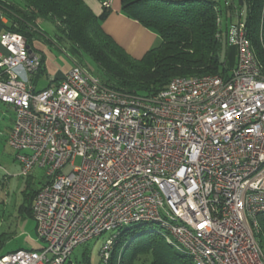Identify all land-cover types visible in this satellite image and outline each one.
<instances>
[{
	"label": "built area",
	"instance_id": "obj_1",
	"mask_svg": "<svg viewBox=\"0 0 264 264\" xmlns=\"http://www.w3.org/2000/svg\"><path fill=\"white\" fill-rule=\"evenodd\" d=\"M6 24L0 15L9 144L20 176L37 168L49 179L32 204L42 246L0 264H66L79 246L137 224L160 225L194 264H264V68L242 21L228 29L229 77H177L149 96L112 89L79 65L38 90L42 56ZM119 235L102 246L103 264Z\"/></svg>",
	"mask_w": 264,
	"mask_h": 264
},
{
	"label": "trees",
	"instance_id": "obj_2",
	"mask_svg": "<svg viewBox=\"0 0 264 264\" xmlns=\"http://www.w3.org/2000/svg\"><path fill=\"white\" fill-rule=\"evenodd\" d=\"M22 1V8L0 1V15L8 19L7 30L22 34L42 56L38 74L33 78L35 86L46 71L44 54L34 47L41 21L51 22L56 39L68 45L75 57L69 55L72 67L85 68L82 63L85 55L98 64L105 85L125 93L153 95L177 77L208 74L229 77L232 69L226 64L228 29L237 21L245 24L253 53L264 68V0H121L124 16L161 39L160 46L140 60L133 59L103 29L111 10L104 7L97 16L84 0ZM61 80L51 79V83L58 84ZM25 177L28 179L30 174ZM38 191L27 194L30 206L23 208L32 218V204ZM142 227L143 224H137L121 230L108 264H194L188 256L169 246L162 234L139 232ZM256 239L264 255V214L259 217ZM66 264L73 262L68 260Z\"/></svg>",
	"mask_w": 264,
	"mask_h": 264
},
{
	"label": "rangeland",
	"instance_id": "obj_3",
	"mask_svg": "<svg viewBox=\"0 0 264 264\" xmlns=\"http://www.w3.org/2000/svg\"><path fill=\"white\" fill-rule=\"evenodd\" d=\"M0 1L24 7L22 0ZM219 1L221 2L222 0ZM38 27L39 34L36 37L38 42L36 45L42 47L46 54L45 68L48 66L49 69L56 68L55 70H63L71 67L73 65L71 56L73 57L74 55L71 54L70 48L65 42H60L56 39L54 25L48 21H41ZM125 52L127 51L125 50ZM129 55L135 60H140L131 54ZM83 57L84 62L82 63L84 67L101 79L102 73L98 64L85 55ZM73 58L75 59V57ZM50 77L47 71H45V75L41 76L38 81L37 89L43 90L50 85H56L55 81L51 83ZM8 139L6 135H0V171H8L11 176L4 185L0 181V255L12 253L20 249H35L37 244H41L36 230V222L23 211V208L30 206V202L26 200L27 194L29 195L32 191L39 190L47 180L44 171L37 168L34 170L30 182H28L29 179L26 177L20 176L21 170L19 163L16 161V152L9 145ZM81 163L82 159L79 157L74 160L75 166H80ZM138 231H156L160 234H165L164 229L160 225H143L142 230ZM119 233L121 234V231L107 232L99 238H95L79 246L73 252L70 260L73 264H103L101 257L102 246L112 235Z\"/></svg>",
	"mask_w": 264,
	"mask_h": 264
},
{
	"label": "crops",
	"instance_id": "obj_4",
	"mask_svg": "<svg viewBox=\"0 0 264 264\" xmlns=\"http://www.w3.org/2000/svg\"><path fill=\"white\" fill-rule=\"evenodd\" d=\"M84 2L97 16L101 15L104 11L103 3L99 0H84ZM10 4L15 5L14 3ZM15 6L19 7L18 5ZM110 10L111 13L104 22L103 29L129 54L137 59H142L149 50L160 46L161 39L157 34L146 29L137 21L127 18L121 13V0H112V7ZM3 16L5 17V15ZM5 19L8 21L7 17H5ZM37 43L38 42L36 41L34 47L44 54L46 62V54L42 47L36 45ZM236 53L234 47H227L226 64L228 68L233 69L235 67L237 62ZM71 68L72 66L63 70H55L56 68L49 69L47 66L46 71L47 74L51 76L50 79H62ZM14 118L15 112L13 107L0 101V135L4 134L9 138L14 125ZM19 167L21 170V164H19ZM34 170L30 173V177L28 178L29 182L34 174ZM6 172L8 173V171ZM6 172L3 170L0 171V181L2 185H4V183L11 177L10 175H7ZM41 246L42 244L39 243L35 247L40 248Z\"/></svg>",
	"mask_w": 264,
	"mask_h": 264
}]
</instances>
